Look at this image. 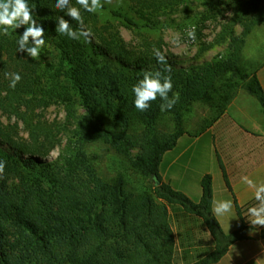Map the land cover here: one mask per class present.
Instances as JSON below:
<instances>
[{
	"label": "trees",
	"instance_id": "16d2710c",
	"mask_svg": "<svg viewBox=\"0 0 264 264\" xmlns=\"http://www.w3.org/2000/svg\"><path fill=\"white\" fill-rule=\"evenodd\" d=\"M125 1L127 10L111 9L101 0L103 9L89 13L70 0L95 44L92 38L86 42L57 33L58 16L74 29L79 25L56 9V0H28L33 19L45 31L37 60L18 51L24 27L0 34V113L14 120L0 121V161L6 165L0 175V264H175L170 215L175 206L200 218L214 241L213 251L194 264H216L232 245L252 239L256 229L245 223L236 201L240 227L230 234L223 231L212 212L211 175L202 178V197L196 203L163 181L161 165L186 134L185 118L195 105L213 113L201 131L226 113L240 89L264 109L258 78L264 63L253 67L243 57L247 38L264 25V0ZM193 1L205 8L192 21L197 37L206 22L230 14L214 43L203 50L227 41L228 47L210 61L189 66H176L166 57L173 83L168 95L179 93L178 102L162 112L158 97L147 111H139L132 87L143 71L162 69L154 54V49L163 53L162 45L145 39L142 48L133 49L110 22L100 25L98 11H108L127 30L158 32L178 27L173 21L161 23L160 16ZM6 73L22 77L15 89ZM52 106L63 108L62 122L48 123L43 116ZM166 117L174 122L171 133L160 129ZM59 135L68 136L66 155L44 161ZM96 143L121 159V169L111 178L100 173L88 152ZM132 175L148 179V185L134 189ZM224 180L230 189L225 172ZM260 234L264 239V229Z\"/></svg>",
	"mask_w": 264,
	"mask_h": 264
},
{
	"label": "crops",
	"instance_id": "0c3cea01",
	"mask_svg": "<svg viewBox=\"0 0 264 264\" xmlns=\"http://www.w3.org/2000/svg\"><path fill=\"white\" fill-rule=\"evenodd\" d=\"M258 78L264 90V65L258 72ZM195 147L196 150L193 151ZM205 152L211 157V161L220 163L213 166L218 172L211 173V169H206L195 182L201 183L204 176L211 175L213 199L216 200H224L223 197L226 196L224 193L217 196L220 190L215 189L216 182L219 181L220 189L224 184V188L232 196L230 199L236 213L238 214L235 201L245 223L252 226L248 221V209L257 205L258 201L255 200L254 190L244 184L241 178L248 176L257 183L264 181V109L259 100L247 90L240 89L220 119L197 136L186 133L179 139L176 147L164 155L162 165L166 166V174L161 171L163 181L174 190L185 193L196 203L201 200L202 189L196 187L194 191L190 190L185 182L195 158ZM185 157L189 159L188 162H183ZM224 172L230 189L224 180ZM170 213L172 227L180 245L176 249L175 264H180L182 260L185 264H194L203 258L202 249L207 250L208 254L213 251V238L200 218L185 213L177 206L172 207ZM252 227L259 231L264 229ZM201 234L203 237H200ZM178 251L181 254L177 257ZM183 252L185 253L182 254ZM258 259L260 264H264V239L252 237L232 245L227 255L216 264H256Z\"/></svg>",
	"mask_w": 264,
	"mask_h": 264
},
{
	"label": "rangeland",
	"instance_id": "374dc122",
	"mask_svg": "<svg viewBox=\"0 0 264 264\" xmlns=\"http://www.w3.org/2000/svg\"><path fill=\"white\" fill-rule=\"evenodd\" d=\"M106 4L111 9L124 7L125 10H127L129 7L127 1L125 0H112V3ZM204 11L205 8L200 3H197L195 1L183 4L176 10L175 13H164L159 17V21L161 23L173 21V25H178V27L172 26L173 28L162 29L158 32L127 30L125 26H123L118 20L112 18L111 14L108 11L98 12L100 25L110 22L112 25H114V27H116V29L120 31L122 37L130 44L131 47H133V49L138 50V48H142L145 45V39L153 43H160L162 45L165 57H167L169 60L171 59L175 61L176 66H179L180 64L189 66L205 61H210L214 56L218 54H224L225 50L228 47L227 41L226 43L214 46L211 50H203L205 45L214 43L222 29L221 23H225L227 20L226 18L230 16V14L228 13L226 14L225 18L221 17L217 20L213 19L206 22L204 27L202 28L200 36L197 37V28L195 26H192L195 25L192 21H196V17H200ZM181 26L185 29H180ZM193 27L195 28V40L190 39L186 34L187 30ZM236 32L237 34H240L242 32V28L237 26ZM91 38L92 43L94 42L95 44H97V41H95L92 36ZM177 38L178 43H175L174 41ZM243 57L245 63H247L248 65H252L253 67L259 66L264 63V25L256 27L251 35L247 38ZM42 114L46 117L48 123H52L53 121L62 122L65 115L61 106H52L46 111H43ZM212 118L213 113L208 108H205L200 104L195 105L193 107V112L185 118L184 128L186 133L191 136L199 135L201 133V129H203L206 126V123H208ZM0 121H2L4 124L14 123V120L9 122L7 118L1 113ZM160 123V129H164L165 133H171L174 131V122L171 117L164 118ZM20 136L24 139L27 138V135L24 132H21ZM58 138L60 139V142H57L56 147L50 152V154L47 157L43 158L44 161H57L62 156L66 155L68 151V136L59 135ZM196 147L193 151L196 150ZM88 152L91 158L95 159L93 160L95 167L103 176L111 178L116 174V172H119V170L121 169V159L114 152L107 150L105 145L96 143L88 149ZM188 161L189 159L185 157L183 162ZM165 163L167 164V160H165ZM216 164L220 163L211 161V157L208 156L207 152H205L204 155L197 156L195 158V161L192 163L193 167L189 168L190 171H188L187 181L185 182L186 186H189L190 190L193 191L194 189H197L196 187L201 190L200 182L198 184L197 181L195 182L196 178L201 174V172L205 171L206 169H211V173L218 172V170L213 167ZM188 165H190V163ZM165 170L166 166L162 165L161 171L163 174H166ZM213 170L216 171L214 172ZM129 178V183L133 186L134 189H140L141 186H146L149 182L148 179H143L141 176L132 175ZM218 184L219 181L216 182L215 187L217 191L220 190V192L217 193V196L219 197L220 195H222L221 193H224L226 195L225 197H223L224 200H231L230 198H232V196L226 191V189L224 188V184H222V189L219 188ZM217 219L222 229L227 234H230L239 229L241 224L240 218L236 213L234 206L229 213L219 216L217 217ZM255 232L260 231L256 229ZM202 235L203 234H201L200 237ZM175 237L177 236L175 235ZM176 243L177 247H175V255L176 249L180 246L179 242H177V239ZM206 251L207 250L202 249L203 258L208 254ZM184 253L185 252H183L182 254ZM180 254L181 253L178 251L177 257ZM180 264H185V262L182 260Z\"/></svg>",
	"mask_w": 264,
	"mask_h": 264
},
{
	"label": "clouds",
	"instance_id": "9594fccd",
	"mask_svg": "<svg viewBox=\"0 0 264 264\" xmlns=\"http://www.w3.org/2000/svg\"><path fill=\"white\" fill-rule=\"evenodd\" d=\"M106 3H112V0H105ZM76 3L89 13H96L97 10L103 9L104 5L101 0H76ZM70 0H56L55 7L64 12L72 20L77 21L79 27L74 29L68 21L58 16L56 31L58 34L67 35L74 40L83 38L86 42H91V32L84 26L80 9L75 6H69ZM66 10V11H65ZM25 28L22 35L17 41L18 51L26 52L33 60L40 57L41 49L45 46V31L41 24H38L32 17V9L29 7L28 0H0V34L9 35V29ZM187 36L195 40V28L187 30ZM178 43V38L174 41ZM154 54L159 64L163 67L157 71H143L142 79H139L132 87L134 93V106L139 111H147L151 106V102L158 97L162 100L160 110L162 112L170 110L179 100V93H173L170 98L169 93L172 92L173 83L171 66L168 64L166 57L158 49H154ZM164 73H169L164 75ZM10 79L9 86L15 89L16 85L21 81L22 77L18 73H6ZM5 162L0 161V175L4 173ZM243 183L254 190L255 200L258 204L248 209L249 222L252 226L264 228V181L255 182L248 176L241 178ZM233 208L231 200L212 201V212L219 217L229 213ZM256 264H260L259 259Z\"/></svg>",
	"mask_w": 264,
	"mask_h": 264
},
{
	"label": "water",
	"instance_id": "95a60500",
	"mask_svg": "<svg viewBox=\"0 0 264 264\" xmlns=\"http://www.w3.org/2000/svg\"><path fill=\"white\" fill-rule=\"evenodd\" d=\"M251 236H252L253 238L260 239L261 234H260V232H253V233L251 234Z\"/></svg>",
	"mask_w": 264,
	"mask_h": 264
}]
</instances>
